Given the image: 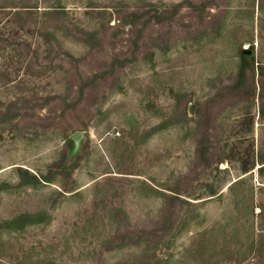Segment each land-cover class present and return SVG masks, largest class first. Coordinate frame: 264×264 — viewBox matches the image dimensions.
<instances>
[{
  "label": "rangeland",
  "instance_id": "obj_1",
  "mask_svg": "<svg viewBox=\"0 0 264 264\" xmlns=\"http://www.w3.org/2000/svg\"><path fill=\"white\" fill-rule=\"evenodd\" d=\"M0 264H264V0H0Z\"/></svg>",
  "mask_w": 264,
  "mask_h": 264
},
{
  "label": "trees",
  "instance_id": "obj_2",
  "mask_svg": "<svg viewBox=\"0 0 264 264\" xmlns=\"http://www.w3.org/2000/svg\"><path fill=\"white\" fill-rule=\"evenodd\" d=\"M174 11H177V7L174 9ZM139 17H141L140 15H138L137 13H129L126 17H125V20L130 23V22H134L135 19H138ZM155 23L156 24H160V23H163L164 21H166V17H164L163 14L161 13H156L155 14ZM170 18V17H169ZM169 18H167V20H169ZM243 54L245 55L244 58L247 57V54H245L243 52ZM199 152V155H200V158L206 162L207 161V158H206V155H205V148H201V150L198 151Z\"/></svg>",
  "mask_w": 264,
  "mask_h": 264
},
{
  "label": "water",
  "instance_id": "obj_3",
  "mask_svg": "<svg viewBox=\"0 0 264 264\" xmlns=\"http://www.w3.org/2000/svg\"><path fill=\"white\" fill-rule=\"evenodd\" d=\"M244 52L245 53H250V51L249 50H246V49L244 50ZM75 139H78V135L75 136Z\"/></svg>",
  "mask_w": 264,
  "mask_h": 264
}]
</instances>
